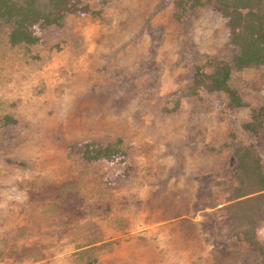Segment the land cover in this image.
<instances>
[{"label": "rangeland", "instance_id": "1", "mask_svg": "<svg viewBox=\"0 0 264 264\" xmlns=\"http://www.w3.org/2000/svg\"><path fill=\"white\" fill-rule=\"evenodd\" d=\"M85 1L100 13L27 52L0 36V264H264L224 210L230 137L264 166V131H243L248 107L222 93L180 97L195 65L230 57L225 19L175 21V0ZM229 83L264 106V68ZM83 141L120 142L126 163L82 162Z\"/></svg>", "mask_w": 264, "mask_h": 264}, {"label": "trees", "instance_id": "2", "mask_svg": "<svg viewBox=\"0 0 264 264\" xmlns=\"http://www.w3.org/2000/svg\"><path fill=\"white\" fill-rule=\"evenodd\" d=\"M206 8L225 19L232 53L226 59L213 55L195 65L180 97H196L201 90L224 94L228 108L248 107V117L240 127L258 137L264 131V106L249 107L229 82L233 73L245 68H264V0H175L173 18L182 21ZM99 13L85 0H0V36L8 47L27 52L43 43L48 31L61 28L68 16ZM15 122L8 114L1 118L4 126ZM230 138L228 147L235 165L230 175L231 196L224 204L232 227L230 237L264 257V241L256 236V230L264 226V166L253 143L242 144L233 135ZM74 150L85 163H126V152L118 141H83Z\"/></svg>", "mask_w": 264, "mask_h": 264}]
</instances>
